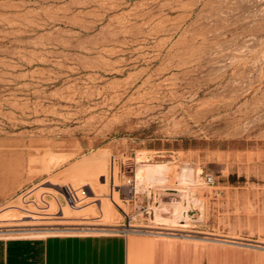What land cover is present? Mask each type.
<instances>
[{
	"label": "rangeland",
	"instance_id": "374dc122",
	"mask_svg": "<svg viewBox=\"0 0 264 264\" xmlns=\"http://www.w3.org/2000/svg\"><path fill=\"white\" fill-rule=\"evenodd\" d=\"M0 157L31 179L4 205H46L45 187L76 171L95 210L81 222L97 224L0 230L264 248V0H0ZM151 163L175 171L150 184L138 172ZM160 202L182 204L190 225L153 221Z\"/></svg>",
	"mask_w": 264,
	"mask_h": 264
},
{
	"label": "crops",
	"instance_id": "0c3cea01",
	"mask_svg": "<svg viewBox=\"0 0 264 264\" xmlns=\"http://www.w3.org/2000/svg\"><path fill=\"white\" fill-rule=\"evenodd\" d=\"M3 164L0 157V227L97 225L81 222L91 218L95 210L73 182L79 172L70 170L58 181L50 182L52 187H45L51 191L50 196L41 198L46 205L40 204L39 195L21 200L24 194L4 205L28 187L31 179L18 171L6 173ZM42 215L55 217L46 220ZM76 230H0V264H264L263 247H246L243 245L247 244L246 240L234 237L221 239L226 243L215 238L149 233L62 234ZM82 231L112 230L87 228Z\"/></svg>",
	"mask_w": 264,
	"mask_h": 264
},
{
	"label": "bare ground",
	"instance_id": "6f19581e",
	"mask_svg": "<svg viewBox=\"0 0 264 264\" xmlns=\"http://www.w3.org/2000/svg\"><path fill=\"white\" fill-rule=\"evenodd\" d=\"M172 170L173 168L170 166L169 163H151V164H146L144 166H141L139 168L138 174L150 184H163L168 181V174H171V172L173 174V171H175V170L173 171ZM198 173L200 174L203 172L199 171ZM192 176H193V169L188 167V165H185L182 168V172L180 174L181 181L187 182L188 180L192 179ZM185 209L186 208L180 203L168 204L165 202H160L156 206V213H155L153 221H155L157 224H160V225H166V226H172V227H176V226L188 227L190 225L191 218H189V216L187 217L184 216ZM164 213L171 214V217L169 218L165 217ZM130 231L131 233H142V234H147V233L159 234V235H169L170 234V233L167 234L164 232H153V231L152 232L151 231L142 232L140 230H130ZM217 241L227 243V241H223L221 239ZM243 245L246 247L261 248L260 245L258 246L254 244H243Z\"/></svg>",
	"mask_w": 264,
	"mask_h": 264
},
{
	"label": "built area",
	"instance_id": "2783aa9c",
	"mask_svg": "<svg viewBox=\"0 0 264 264\" xmlns=\"http://www.w3.org/2000/svg\"><path fill=\"white\" fill-rule=\"evenodd\" d=\"M45 203H46V201H44ZM151 211V210H150ZM149 213H151V212H149ZM121 233H123V234H127L126 232H121ZM1 236V235H0Z\"/></svg>",
	"mask_w": 264,
	"mask_h": 264
}]
</instances>
